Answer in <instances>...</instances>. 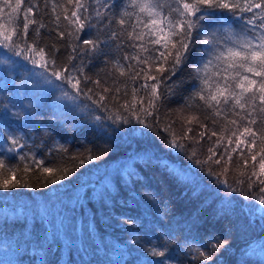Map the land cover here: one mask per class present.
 <instances>
[{
    "label": "trees",
    "instance_id": "16d2710c",
    "mask_svg": "<svg viewBox=\"0 0 264 264\" xmlns=\"http://www.w3.org/2000/svg\"><path fill=\"white\" fill-rule=\"evenodd\" d=\"M32 2L38 5L36 18L46 25L40 30L41 44L60 47L59 63L71 49L50 31L54 27L51 3ZM110 2L116 7L105 10L108 17L98 20L93 15L95 27L85 30L90 35L81 34L82 39L98 37L108 43L100 45L102 52L81 53L76 61L83 60L92 79L105 77L113 71V61L123 63L124 53L132 52L123 37L109 39L112 31H121L115 23L119 0ZM35 27L30 25L29 38ZM203 47L196 45L191 58L200 59L198 49ZM192 67L181 65L167 81L176 95L169 98L171 103L163 102L161 125L148 129L127 112L123 115L130 123L107 119L115 113L111 101L105 111L83 96L76 101L64 99L62 91L71 92L70 88L54 87L60 82L49 83L42 69L0 47V133H5L0 134V159L18 169L16 175L0 179L23 177L32 185L0 188V264H264V205L255 198L259 186L249 189L246 181L236 183L237 178L245 179L239 176L244 171L237 167L239 157L233 155L229 174L220 177L238 189L233 192L208 175L207 166L189 159V152L167 145L163 114L172 110L169 120H176L173 127L182 135L184 125L176 110L191 93V85L198 83ZM192 111L211 127L203 114ZM95 116L102 119L97 121ZM148 120L154 122L152 117ZM198 130L194 128V133ZM13 134L23 136L22 143L27 141L18 151L44 160L45 166L68 168L70 174L44 187L42 177L47 173L41 174L31 159H11L13 154L3 147L11 143ZM201 145L198 158L203 159L209 144L201 141ZM89 154L92 159H86ZM25 163L31 165L27 174L22 171ZM251 166L249 158V170ZM214 168L220 172L222 165ZM216 239L226 242L218 252L208 244ZM152 249L164 251L165 256L152 255ZM204 251L212 255L211 261L199 255Z\"/></svg>",
    "mask_w": 264,
    "mask_h": 264
},
{
    "label": "snow or ice",
    "instance_id": "6c2138e0",
    "mask_svg": "<svg viewBox=\"0 0 264 264\" xmlns=\"http://www.w3.org/2000/svg\"><path fill=\"white\" fill-rule=\"evenodd\" d=\"M48 3H51L53 14L50 23L54 26L50 31H55L71 49L64 60L58 63L60 47L57 44H41L40 30L46 25L36 18L34 9L38 5L32 0L27 3L25 0H0V47L42 69L48 74L49 83L60 82L54 87L70 88L71 92L62 91L64 99L76 101L83 96L105 111L111 101L115 113L107 119L130 123L123 115L127 112L148 129L161 125L163 102L171 103L169 98L176 95L167 81L176 76L181 65L191 63L193 80L198 83L191 85V93L176 110L184 125L182 135L178 136L173 127L176 120H169L172 110L163 114L166 122L162 130L168 133L167 145L189 152V159L207 166L208 175L218 180L222 175L227 177L236 154L239 157L237 167L244 168L239 176L245 177L244 180L237 178L236 183L246 181L249 189L259 186L255 198L264 205V0H119L115 23L121 31H112L109 39L123 37L132 52L124 53L123 63L120 59L113 61V71L97 79L87 75L83 60L79 64L76 61L81 53L102 52L100 45L103 43L107 47L108 43L98 37L82 39L81 34L90 35L85 30L95 27L91 23L93 15L103 20L109 15L105 10L116 5L110 0H64L60 4L56 0H45V6ZM58 8L61 11H57ZM30 25L36 26L31 38ZM196 45L205 46L198 49L201 52L198 60L191 58ZM192 110L203 114L211 127ZM149 117L154 122H150ZM95 119L102 118L95 116ZM194 128L199 130L194 133ZM9 140L11 143L3 147L13 154L11 159L16 156L21 161L31 159L41 174H48L42 177L44 187L70 174L68 168L45 166L44 160L18 151L27 146V141L21 142L23 136L9 135ZM201 141L209 144L203 159L198 158ZM58 151L67 150L59 148ZM92 158L91 154L86 157ZM84 162L80 160L81 164ZM221 165L222 170L217 172L214 166ZM30 170L31 165L25 163L22 171L27 174ZM17 171L5 159H0V176H14ZM220 182L233 192L238 190L226 178ZM15 187L32 185L23 177L17 181L0 179V188ZM208 244L217 252L226 246V242L219 239L215 243L209 240ZM152 255L163 257L165 252L152 249ZM199 255L204 261L212 260L207 251ZM155 264L166 262L156 261Z\"/></svg>",
    "mask_w": 264,
    "mask_h": 264
},
{
    "label": "bare ground",
    "instance_id": "6f19581e",
    "mask_svg": "<svg viewBox=\"0 0 264 264\" xmlns=\"http://www.w3.org/2000/svg\"><path fill=\"white\" fill-rule=\"evenodd\" d=\"M136 234H137V236H136V237H138L139 233H136ZM136 237H134V236H133V239H134V238H136Z\"/></svg>",
    "mask_w": 264,
    "mask_h": 264
}]
</instances>
